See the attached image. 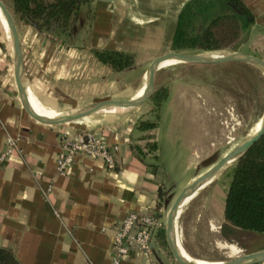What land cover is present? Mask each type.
I'll list each match as a JSON object with an SVG mask.
<instances>
[{
	"label": "crops",
	"instance_id": "0c3cea01",
	"mask_svg": "<svg viewBox=\"0 0 264 264\" xmlns=\"http://www.w3.org/2000/svg\"><path fill=\"white\" fill-rule=\"evenodd\" d=\"M187 1L98 4L92 9L88 43L83 37L80 43L64 41L33 24L19 23L27 82L39 93L27 88L34 108L58 116L63 109L114 98L118 93L124 95L120 98L135 97L147 80L151 61L172 45L179 13ZM244 1L254 12L255 22L242 43L243 50L264 58V0ZM94 48L132 52L135 63L114 70L94 54ZM12 52V43L0 35V155L7 148V136L17 141L15 149L0 158V246L10 249L20 264H112L115 225L131 210L151 212L161 207L164 225L155 234L151 250H134L121 264H165L158 233L181 189L171 185L161 159L160 117L154 120L145 113L151 104L69 122L40 120L22 105ZM206 93L195 84L183 83L172 86L167 97L178 98L194 114L192 122L201 126L202 137L191 142L199 155L221 150L227 142L223 121L214 115ZM143 120L155 126L144 128ZM83 128L93 129L110 146L118 145L116 169H108L102 157L80 152L66 173L59 171L61 133L74 134ZM172 140L180 145L182 139ZM236 146L223 150L212 164Z\"/></svg>",
	"mask_w": 264,
	"mask_h": 264
},
{
	"label": "rangeland",
	"instance_id": "374dc122",
	"mask_svg": "<svg viewBox=\"0 0 264 264\" xmlns=\"http://www.w3.org/2000/svg\"><path fill=\"white\" fill-rule=\"evenodd\" d=\"M4 1L13 12L12 0ZM111 1L100 0L99 2L109 3ZM97 5L98 3L95 0L83 4L74 24L73 34L67 41H78L80 43L83 37L84 43H88L92 9H95ZM16 21L18 25L21 23L17 19ZM0 35L11 43V38L7 36L1 22ZM171 47L172 45L169 44L162 52L171 49ZM238 50L244 51L242 45L237 50L184 51L189 53L224 54ZM11 55H13V52ZM255 66L257 68L247 67L240 64L239 61L218 63L179 61L158 69L155 79L156 90L165 87L169 90L170 95L172 86L183 83L195 84L201 89L207 90L206 96L212 102L214 115H217L223 121L224 130L222 134L225 133L227 139L221 150H213L216 152L199 155L198 148L196 153L193 152L191 142L193 139L198 142L203 131L200 130L201 126L199 124L192 122L191 119L194 114L188 111L179 102L178 98L165 99L160 109L153 106L150 99L145 102L152 106L148 111L145 110V113L149 112L153 115L154 120L159 119L157 113H160L158 137L162 151L161 159L169 171L171 177L169 180L173 187L182 189L191 176L206 170L218 158L219 153L226 148L236 146L242 140L244 141L254 128L261 123L264 115V72L257 65ZM121 96L124 95L118 93L114 98H120ZM145 103L142 105H148ZM140 106L129 107V109L135 110ZM65 110L70 111L72 109ZM104 114L106 112L103 110L91 116ZM216 124L218 123H215V119H213L212 126L216 127ZM176 137L182 139L180 145L172 142V139H176ZM231 172L230 166L218 173L210 184L202 187V190L187 204L178 219V228L180 233L182 232L183 247L192 258L217 263L261 249L260 247L264 246V233L262 232L238 228L223 232L225 198L231 180ZM226 242L236 244L241 249L240 252L233 254L228 248L221 246L222 243ZM164 251L165 264H179L170 251L167 241L164 245Z\"/></svg>",
	"mask_w": 264,
	"mask_h": 264
},
{
	"label": "trees",
	"instance_id": "16d2710c",
	"mask_svg": "<svg viewBox=\"0 0 264 264\" xmlns=\"http://www.w3.org/2000/svg\"><path fill=\"white\" fill-rule=\"evenodd\" d=\"M88 2L90 0H12V5L17 20L66 41L73 34L79 11ZM254 22L255 14L244 0H188L179 13L172 48L183 51L237 50ZM93 52L117 71L135 63L132 52L111 48H94ZM240 64L257 68L248 62ZM168 96L169 90L160 87L150 100L160 109ZM159 115L157 113L158 118ZM141 125L153 128L155 123L143 120ZM231 170L223 232L238 228L264 233V135L237 159ZM158 237L164 246L165 227ZM0 264L20 263L10 249L0 246Z\"/></svg>",
	"mask_w": 264,
	"mask_h": 264
},
{
	"label": "water",
	"instance_id": "95a60500",
	"mask_svg": "<svg viewBox=\"0 0 264 264\" xmlns=\"http://www.w3.org/2000/svg\"><path fill=\"white\" fill-rule=\"evenodd\" d=\"M100 0H95L98 4ZM120 0H112V5H115ZM0 8L5 15V18L9 24L10 38L13 47V58H14V73L17 83V88L19 96L23 107L34 117L50 122V123H60L69 122L72 120L80 119L85 116H90L100 111H105L111 107H136L147 102L153 93L156 91V74L162 61L167 56H174L182 61L198 62V63H218V62H248L257 65L264 72V58L253 54L247 53L242 50L224 53V54H214V53H189L183 50H176L171 47V49L166 50L156 56L150 63L147 71V84L143 93L137 97L130 98H107L102 99L91 104L85 105L83 107H78L58 116L45 115L38 112L31 104L29 94H28V82L25 72V60L24 53L21 44V39L19 35V28L16 18L4 0H0ZM264 135V115L262 117V123L260 128L256 133H254L248 140L237 145L232 151L224 155L222 158L217 160L211 166H209L205 171L198 174L192 180H190L178 193L174 199L171 207L167 212V220L165 224V234L166 241L172 252L173 256L179 264H197L188 260L179 250L176 243V222L179 219V210L184 200L193 195L199 190L205 181L221 173L226 168L232 166L239 157H241L255 142H257ZM257 262H264V248L247 252L243 255H238L232 257L228 260L219 261L216 264H253Z\"/></svg>",
	"mask_w": 264,
	"mask_h": 264
},
{
	"label": "built area",
	"instance_id": "2783aa9c",
	"mask_svg": "<svg viewBox=\"0 0 264 264\" xmlns=\"http://www.w3.org/2000/svg\"><path fill=\"white\" fill-rule=\"evenodd\" d=\"M60 145L57 167L61 173L67 172L80 152L102 157L110 170L117 167L118 145H108L93 129L83 128L74 134L61 133ZM16 146L17 141L12 136H7V148L0 158H5ZM162 210L161 207L151 212L131 210L115 225L112 235V264H121L134 250H151L155 234L164 225ZM164 217L167 218V213Z\"/></svg>",
	"mask_w": 264,
	"mask_h": 264
},
{
	"label": "bare ground",
	"instance_id": "6f19581e",
	"mask_svg": "<svg viewBox=\"0 0 264 264\" xmlns=\"http://www.w3.org/2000/svg\"><path fill=\"white\" fill-rule=\"evenodd\" d=\"M0 22L3 26V28L5 29L6 33H7V36L10 37V30H9V24L5 18V15L4 13L2 12L1 8H0ZM179 61H182L180 59H178L177 57H174V56H167L165 57V59L162 61L161 65H160V68L161 67H164V66H167V65H171V64H175V63H178ZM146 84H147V80H145L141 86L139 87L138 91H137V94L135 95V97L141 95L146 87ZM28 88L31 89L32 91L38 93L37 89L35 88V86L33 84H28ZM29 94V93H28ZM39 94V93H38ZM29 98H30V101L32 103L35 104V102L33 101V99L30 97L29 95ZM31 103V104H32ZM33 106V105H32ZM34 107V106H33ZM119 109H124V108H121V107H111V108H108L105 110L106 113H112V112H115ZM64 110V113L66 112L65 109ZM88 117V116H87ZM91 118V117H90ZM94 119V118H93ZM101 119V118H100ZM97 120V119H96ZM262 123V121H261ZM261 123H259L255 128L254 130L247 136V138L243 141L245 142L246 140H248L254 133H256L258 131V129L260 128L261 126ZM217 174L215 176H212L210 178H208L206 181H205V184L202 186L204 187L205 185H208L210 184L215 178H216ZM202 187L199 188V190L197 192H195L193 195L187 197L183 204L181 205V208L179 210V217L180 215L182 214V212L185 210V208L187 207V204L199 193L200 190H202ZM182 233V232H181ZM181 233H180V230L178 228V221L176 222V243H177V247L179 248V250L181 251V253L190 261L192 262H195L197 264H216V263H213V262H210V261H203V260H198V259H195V258H192L188 255V253H186L184 247H183V242H182V238H181ZM183 235V234H182ZM221 246L223 247H226L229 249V251L233 254L235 253H239L240 252V248L234 244V243H222ZM243 251V250H242ZM218 263V262H217Z\"/></svg>",
	"mask_w": 264,
	"mask_h": 264
}]
</instances>
